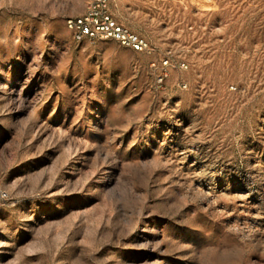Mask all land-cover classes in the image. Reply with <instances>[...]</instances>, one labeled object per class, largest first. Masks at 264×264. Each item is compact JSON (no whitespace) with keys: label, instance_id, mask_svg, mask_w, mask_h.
I'll return each mask as SVG.
<instances>
[{"label":"rangeland","instance_id":"obj_1","mask_svg":"<svg viewBox=\"0 0 264 264\" xmlns=\"http://www.w3.org/2000/svg\"><path fill=\"white\" fill-rule=\"evenodd\" d=\"M90 1L0 0V264H264V0Z\"/></svg>","mask_w":264,"mask_h":264},{"label":"built area","instance_id":"obj_2","mask_svg":"<svg viewBox=\"0 0 264 264\" xmlns=\"http://www.w3.org/2000/svg\"><path fill=\"white\" fill-rule=\"evenodd\" d=\"M108 0H91L86 12L68 20V26L74 31L75 38L117 39L132 44L138 49L146 46L145 41L120 24L111 14Z\"/></svg>","mask_w":264,"mask_h":264}]
</instances>
